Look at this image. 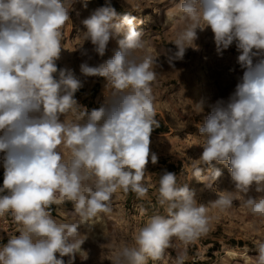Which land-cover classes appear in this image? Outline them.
<instances>
[{
  "label": "clouds",
  "instance_id": "9594fccd",
  "mask_svg": "<svg viewBox=\"0 0 264 264\" xmlns=\"http://www.w3.org/2000/svg\"><path fill=\"white\" fill-rule=\"evenodd\" d=\"M81 2L87 8L89 0ZM167 2L165 24L174 29L169 42L175 50L154 54L136 17L105 0L80 21L84 44L92 47L78 49L86 59L77 76L57 64L75 0H0V217L11 213L17 226L0 245V264H74L77 255L86 261L82 245L111 214L114 194L147 197V166L158 163L150 151L151 133L160 126L153 93L158 57L165 55L175 68L187 49L198 50V31L209 28L217 53L235 43L244 71L228 100H218L198 127L202 152L191 177L213 190L222 175L213 162L225 164L232 187L216 190V199L205 205L187 183H178L176 173L163 171V214L137 228L131 245H117L114 233L105 236L111 262L187 264L189 248L211 231L210 207L223 212L239 202L264 221V0ZM113 40V55L91 64L93 54L103 58ZM92 77L106 84L104 100L89 109L76 93ZM69 203L73 210L64 220L52 216L53 205ZM255 250L249 256L247 247L228 249L222 264H264V238Z\"/></svg>",
  "mask_w": 264,
  "mask_h": 264
},
{
  "label": "rangeland",
  "instance_id": "374dc122",
  "mask_svg": "<svg viewBox=\"0 0 264 264\" xmlns=\"http://www.w3.org/2000/svg\"><path fill=\"white\" fill-rule=\"evenodd\" d=\"M104 4L105 0H89L85 8L81 0H75L70 13L71 21L63 29V49L57 61L58 67H67L77 76L80 75L79 65L86 59L78 50L84 44L80 21ZM111 4L118 12H129L136 17V28L151 40L154 54L159 55L162 49L175 50V45L169 42L174 29L165 24L166 10L170 7L167 0H111ZM195 43L198 50L187 49L183 61L174 62L175 68L169 66L165 55L158 57V77L153 93L156 118L160 122L156 129L160 131L155 133L153 130L150 136V151L157 154L158 163L153 165L149 161L147 166L145 183L151 185L147 197L137 199L132 192L118 190L113 197L111 214L104 216L103 225L97 224L82 245L88 252V259L81 261L77 255L74 264H112L114 252L107 245L109 240L105 236L114 233L117 245H131L137 228L143 227L150 216L163 214L158 203V180L165 170L176 173L178 183H187L190 189L196 191L198 202L205 205L216 199V190L231 189L230 173L225 164L213 162V170L222 173L213 190L204 188L197 178L191 177V171L194 160L202 152L200 144L203 143V137L198 127L218 100H228L243 75L244 70L237 63L240 53L235 43L222 53H217L210 28L198 31ZM91 47L89 42H85L84 48L90 50ZM117 47L116 41H111L106 55L100 58L93 54L90 63H103ZM105 84L104 78H89L79 90L82 92L76 97L78 102L89 109L99 107L104 100ZM196 84L198 90H195ZM198 105L200 108L203 106L200 112ZM68 118L71 119V115ZM162 126L167 128L166 132H162ZM72 210L70 203L50 208L57 220H64L65 213ZM209 215L213 218L211 231L206 238L198 240L189 248L190 259L187 264H222L228 249L247 247L249 256L257 255L255 244L264 238V221L258 222L239 202L223 212L210 207ZM16 227L11 213L0 217V245L7 242L8 234L14 232ZM64 259L67 261L68 258ZM149 264L153 262L149 261ZM229 264L243 262L232 260Z\"/></svg>",
  "mask_w": 264,
  "mask_h": 264
},
{
  "label": "trees",
  "instance_id": "16d2710c",
  "mask_svg": "<svg viewBox=\"0 0 264 264\" xmlns=\"http://www.w3.org/2000/svg\"><path fill=\"white\" fill-rule=\"evenodd\" d=\"M82 91H79L76 93V97L78 96V94H80ZM160 130L154 128V132L157 133L159 132ZM167 131V128L166 127H163L162 126V132H166ZM2 182H3V172H0V185H2Z\"/></svg>",
  "mask_w": 264,
  "mask_h": 264
},
{
  "label": "bare ground",
  "instance_id": "6f19581e",
  "mask_svg": "<svg viewBox=\"0 0 264 264\" xmlns=\"http://www.w3.org/2000/svg\"><path fill=\"white\" fill-rule=\"evenodd\" d=\"M198 89H199V88H198V84H196L195 90H198ZM196 98H197V97H196ZM200 98H201V97H200ZM199 101H200V100H199ZM199 101H198V102H199ZM198 106H199V105H198ZM200 106H201V105H200ZM202 107H203V106H202ZM202 107H201V108H202ZM204 109H205V108H204ZM203 111H204V110H203Z\"/></svg>",
  "mask_w": 264,
  "mask_h": 264
},
{
  "label": "crops",
  "instance_id": "0c3cea01",
  "mask_svg": "<svg viewBox=\"0 0 264 264\" xmlns=\"http://www.w3.org/2000/svg\"><path fill=\"white\" fill-rule=\"evenodd\" d=\"M0 172H3V168L2 167H0Z\"/></svg>",
  "mask_w": 264,
  "mask_h": 264
}]
</instances>
